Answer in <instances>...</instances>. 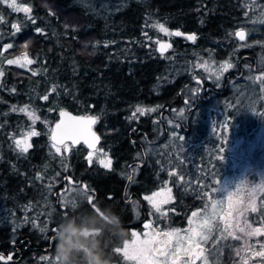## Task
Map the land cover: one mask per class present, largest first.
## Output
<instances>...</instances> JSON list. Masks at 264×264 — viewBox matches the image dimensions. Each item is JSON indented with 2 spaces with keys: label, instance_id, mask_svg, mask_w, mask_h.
Instances as JSON below:
<instances>
[{
  "label": "trees",
  "instance_id": "16d2710c",
  "mask_svg": "<svg viewBox=\"0 0 264 264\" xmlns=\"http://www.w3.org/2000/svg\"><path fill=\"white\" fill-rule=\"evenodd\" d=\"M23 1L31 8L32 19L0 6V252L8 251L11 241L33 246L38 221L43 228L59 227L75 215V225L83 227L79 213H91L88 204L78 201L68 219L57 205L55 195L59 196L67 176L94 182L100 194H112L108 202L117 206L120 197L113 195L119 194L121 182L132 170L140 173L142 181L175 179L166 177L167 171H176L164 167L170 154H148L150 146L167 141V119L172 120L182 107L191 109L187 123L193 128L188 134L202 135L193 122V111L228 92H209L207 98L205 89L240 80L233 73L239 75L246 63L254 72L264 71L253 64L257 53L249 48L231 55L232 67L219 80L201 73L193 78L190 72L174 76L177 67L194 61L196 51H211L218 61L228 55L247 3L242 0H124L117 8L100 12L91 9L87 0ZM157 23L170 33L195 34L196 40L170 35L171 49L161 54L153 42L159 37L153 27ZM12 24L19 25L20 31L15 32ZM256 38L264 42V35ZM8 44L12 47L5 50ZM23 52L34 61L29 67L6 63L8 57ZM193 89L198 93L194 95ZM45 95L47 100L42 98ZM26 105L39 117L34 123L26 113L13 111ZM137 107L144 114L133 118ZM62 109L96 116L95 129L101 135L98 149L111 159L110 169L101 166L99 159L90 164V151L83 144L70 145L67 152L61 147L56 153L49 133ZM30 130L39 135L30 138L31 147L21 154L14 138ZM176 148L186 147L177 144ZM14 213L18 217L9 220ZM87 222L95 227L93 215ZM23 264H31L30 259Z\"/></svg>",
  "mask_w": 264,
  "mask_h": 264
},
{
  "label": "flooded vegetation",
  "instance_id": "af4514ba",
  "mask_svg": "<svg viewBox=\"0 0 264 264\" xmlns=\"http://www.w3.org/2000/svg\"><path fill=\"white\" fill-rule=\"evenodd\" d=\"M181 32V31H180ZM174 33V32H173ZM183 33V32H181ZM178 37H187L188 33ZM196 40V39H195ZM191 42H194L190 40ZM234 76H240V74L233 73ZM206 94L212 92L213 94L223 95L227 92V85L223 87H217L212 89L207 87L205 89ZM195 108V107H194ZM191 109L187 110V114ZM162 118V117H161ZM175 120L174 117L171 118ZM179 121V120H177ZM183 124V122L181 121ZM184 126V125H183ZM186 128V127H185ZM189 129V127H188ZM188 129L184 130L185 134H188ZM196 149L179 148L176 149L174 156H167L165 160L167 164L164 167L175 168L176 178L182 176L183 179H165V180H151L146 179L142 181L138 178L140 173H136L132 170L129 175L132 176L131 181L129 179L122 181V188L119 194H115V198L120 197V204L117 206L108 202L111 200L112 194L102 193L95 186L94 182H83L79 184L71 183L68 181L63 183L67 186V189L62 193L69 191L70 187L77 189L78 191L83 187V183L88 186L95 204L108 218L105 220L98 214L87 202V197L82 198L81 201L88 204L92 209V212H80L83 227L80 228L82 235L80 237V247L71 253L67 259V264H89L93 250H95L96 258L104 257V264H135L134 261L126 260L122 252H116L117 248L123 249L124 242L126 240H132V233L136 232L141 236L148 232L149 235L154 231L166 232L172 230H179L181 237L187 236L186 230L195 227V225L189 224V218L193 211L199 213L196 221L203 215L205 210L211 204L210 193L211 181L200 179L201 174L196 172L204 171L206 169L204 161L206 157H201ZM162 160H164L162 158ZM142 165H138L139 169ZM198 168V169H196ZM178 171V172H177ZM168 173V172H167ZM152 176V175H151ZM150 176V177H151ZM210 182V184H209ZM171 189L170 200L163 206V212L158 214V218L154 217V212L151 210V205L144 196L151 195L154 190L159 188ZM56 196L57 205L60 209L65 210L64 216L68 219V216L72 215V207L69 205L60 204V195ZM207 193V195H205ZM100 197V205L96 203V197ZM237 204L236 211L233 214V218L227 222L226 210L230 203L228 198H225L219 206L221 211L215 217L211 218L212 229L211 234L208 236L207 242L200 241L204 249V257L195 260L194 264H264V257H258L254 255V252L261 251V245L264 244V233L258 235L248 236L245 232H240L239 228H245V231H249L246 225H250L251 229L261 228L264 229V196L257 198L256 211H252L251 202L253 197L248 196H235ZM250 198V200H249ZM132 203H137L139 211H133L131 208ZM213 203V201H212ZM232 205V203H231ZM233 206V205H232ZM84 209V206H82ZM218 208V207H216ZM223 209V210H222ZM95 217V227H89L88 220L91 216ZM117 217L122 225V237L116 235V227L119 223ZM223 217V219L221 218ZM155 219V220H154ZM70 222L76 223V216H71ZM151 222L152 229H145L144 225ZM227 227V231L225 228ZM59 227L43 228L41 222H37L35 230V243L33 246L30 244L24 245L11 241L9 247H6L8 251L0 252L5 254V259L0 260L6 264H23V261L28 258L31 264H65V260L57 255V237L60 234ZM228 232H232L239 239L229 236ZM207 235V232L205 233ZM197 240L199 238L197 237ZM200 251V249H193V254ZM239 252V255H237ZM11 256V260L6 258ZM206 258V261H205ZM48 259V260H46ZM189 257L183 255V249L181 251V260L177 264H183V261L188 260Z\"/></svg>",
  "mask_w": 264,
  "mask_h": 264
},
{
  "label": "rangeland",
  "instance_id": "374dc122",
  "mask_svg": "<svg viewBox=\"0 0 264 264\" xmlns=\"http://www.w3.org/2000/svg\"><path fill=\"white\" fill-rule=\"evenodd\" d=\"M123 1L87 0V3L91 9L100 12L103 9L117 8L124 4ZM244 1L247 3H244L242 21L234 33L243 29L245 31V39L241 41L233 33L234 45L229 48L228 55L219 61L211 51L203 50V53L196 51L194 61L190 65L188 64L181 68L177 67L174 76L190 72L193 73V78L201 73L204 77H214L219 80L225 75V72L231 69L228 68L226 71H223L221 70V65L225 63L231 64L229 61L231 55H237L241 50L249 48L256 49L257 54L253 56V64H256L260 68L264 67V42L256 38L258 34L264 35V0H242L241 2ZM17 4L28 6L23 0H17ZM0 6L7 7L13 11L9 7V4L3 2V0H0ZM251 10L252 12H250ZM158 32L159 37L156 40H170V35ZM156 40H152L155 46H157ZM24 57L31 59L29 55L23 52L17 55L13 54L7 60L20 58L19 63L15 64L20 66V64L26 62ZM29 66L30 64H27L25 67ZM252 68V65L246 63L244 68L240 69V80L233 78L231 82L227 83L228 92L226 96L221 99H215L207 103L206 107L197 108L193 111V122L197 126L199 124L198 128L204 132L202 135L184 133V130L188 129V127L190 128L191 125L187 123L189 115L186 113L187 109L182 107L176 112V116H174L175 120L167 119V129L169 132L167 141L154 144L148 149V154L150 155L165 151V154L172 155L171 153L177 149L176 145L181 144L186 149L200 150L198 154L201 157H206V161H204L206 169L196 173L201 174L200 179L211 181V184L209 182L211 188L208 194L211 198V204L203 215L199 217L197 223H200L205 216L211 217L214 210L216 215H218L221 211V209L219 210V206L223 205L221 201L223 202L225 198H228V201H230L228 207H226V212L228 213L225 218L229 222L233 218L232 213L236 211L235 207L237 204H234L236 201L235 196L244 195L253 197L250 205L252 208L258 206L256 203L258 201L257 198L264 196V82L255 79L258 76H262L264 71L259 70V72H254V68ZM205 97L208 98V94ZM184 119L186 121L183 123V126L181 121ZM191 127L193 128V126ZM161 134L160 131L157 133V136H161ZM181 136L184 137L183 140L179 139ZM23 137L24 135H20L15 139H22ZM195 139H200V141L196 142ZM27 142L30 143V139ZM201 142L203 146H199ZM97 150H95L96 154L92 160L104 156L105 153L103 151ZM167 172L166 177L174 176L169 174L174 173L173 170ZM181 177L179 176L175 179H181ZM162 189L168 188H159L153 192H159ZM78 192L77 189L70 187L69 191L60 195V204L76 205L83 198V196L79 197ZM165 195L168 196L170 193L165 192ZM157 199L159 200V198ZM212 201L216 202V207L218 208L215 207L213 209ZM163 205L161 206L162 212L164 210ZM131 208L133 211H139L137 203H132ZM151 210L154 212V217L158 218L159 215L155 213L154 209L151 208ZM16 217L18 216L14 213L10 216L9 220L12 221Z\"/></svg>",
  "mask_w": 264,
  "mask_h": 264
},
{
  "label": "snow or ice",
  "instance_id": "6c2138e0",
  "mask_svg": "<svg viewBox=\"0 0 264 264\" xmlns=\"http://www.w3.org/2000/svg\"><path fill=\"white\" fill-rule=\"evenodd\" d=\"M3 2L8 3L9 7L13 9L15 12H23L25 13L26 17L28 19H32L31 17V8L28 6H21L17 4V0H3ZM247 15V13H245ZM3 20V17H0V21ZM33 23H35L34 20H32ZM154 28L158 29V31L163 32L165 35H175V36H181L184 35L180 31H176L174 33H170L168 29L165 27L162 23H157L153 25ZM12 28L15 30V32L20 31V27L17 24H12ZM36 31L38 33L43 34V30L37 28ZM15 32L13 34H15ZM144 35L147 37V33H144ZM236 37L239 38V40L243 41L245 39V31L243 29H240L234 33ZM188 40L195 41L196 36L195 34L188 35L186 37ZM148 39H151V37H148ZM155 43L159 45L158 51L163 54L164 51H166L168 48L171 47L170 43H161L159 40H156ZM12 45L8 44L5 46V50L8 48H11ZM105 47H107V44H105ZM2 55V53H0ZM25 63L20 64L21 67L27 66V64L34 63L33 60L27 59L24 57ZM20 58H17L15 60L9 59L7 60L8 64H17L19 63ZM232 65L230 63H225L224 65H221V70L226 71L228 68H231ZM3 75V72L0 71V76ZM33 75H36L35 72H33ZM251 79V77H250ZM255 79L261 80L264 82V74L262 76H258ZM201 83L199 80L197 81V84ZM56 89L53 88L52 91H55ZM193 94L195 95L198 93L199 89H193ZM44 100L48 99V96L45 95L42 97ZM187 103V102H186ZM13 111H20L26 113L30 119L33 120V123L35 120H38L39 117L35 115L34 111H29L28 106H24L23 108L16 109L13 108ZM140 113L141 115L144 114V109L137 107L136 110L132 113V117L135 118L136 114ZM61 117H67L68 123H65V121H61L55 125V128L51 132V140L53 141L52 147L55 149L56 153L59 154L61 152V146H63L64 151H69V145L66 143L67 141H71L73 145L80 142L82 138L85 137V129L80 127V125L87 123V124H94L96 122V117H89L87 120H79L75 117L69 116L66 112L61 111L60 112ZM39 135L38 132L35 130H30L24 134V137L22 139H15L14 138V144L16 149L21 153H27L28 149L31 147V144L28 143V139H30L32 136ZM93 139L95 142H98L99 138L95 137L94 134ZM179 139L183 140L184 137H179ZM84 143L88 145L90 149H94V143L90 142L88 139L84 138ZM102 151V150H97ZM96 154L95 151L89 152L88 154V161L91 164L92 158ZM101 166L104 168L110 169L112 166L111 159L107 156V154H104L102 158H99V161ZM170 175H175V173H169ZM36 179H41V176L38 174ZM69 184L72 183L71 178H67ZM128 179L131 181L132 176L129 175ZM183 179V177H181ZM165 192L170 193L171 189H162L159 192H153L151 195L144 196V199L149 202V204L154 209L155 213H162L161 206L163 204H167L170 200V195L166 196ZM79 197L84 196L87 197V202L92 205L93 204V196L88 189L87 185H84L78 192ZM207 195V193H205ZM159 198V200L157 199ZM211 199V198H210ZM216 207V202L213 201V209ZM252 211H256V209L253 207ZM167 213L164 212L162 215H166ZM199 213L196 211H193L191 214V217L189 218V224L195 225V227L190 228L186 230L188 233L187 236L181 237L179 235V230H172V231H166V232H160V231H154L151 235H149L148 232H145L142 236L136 232H133L132 240L128 241L126 240L124 242L123 249L117 248L116 252H122L123 256L126 260L134 261L135 264H177L178 261L181 260V251L183 249V255H186L189 257L188 260L183 261V264H194L195 260L201 259L204 257V249L200 243V241L207 242L208 236L211 234L212 224H211V218L215 217L216 212L215 210L211 214V217L205 216L200 223H197L196 218L198 217ZM223 219V217H221ZM145 229H152L153 225L151 222L146 223L144 225ZM249 231H245V228H239L240 232H245V235L252 236V235H258L264 233V229L261 228H255L251 229L250 225H246ZM225 231H227V227L225 228ZM207 232V235L205 234ZM229 236H233V238L239 239L240 237L235 236L232 232H228ZM197 237L199 240H197ZM200 249V251L193 254V249ZM261 251L254 252L255 256L258 257H264V244L261 245ZM237 255H239V252H237ZM5 259L3 256H0V260ZM7 260H11V256L7 257ZM206 261V258H205Z\"/></svg>",
  "mask_w": 264,
  "mask_h": 264
},
{
  "label": "clouds",
  "instance_id": "9594fccd",
  "mask_svg": "<svg viewBox=\"0 0 264 264\" xmlns=\"http://www.w3.org/2000/svg\"><path fill=\"white\" fill-rule=\"evenodd\" d=\"M117 220L119 221V223L116 227V235L118 237H122V225L118 217ZM81 235V230L75 225L74 222H69L61 226L60 234L57 237V255L65 260V264H67V259L70 257L71 253L76 251L80 247ZM104 259V257H100L99 259H97L95 250H93V255L89 264H104Z\"/></svg>",
  "mask_w": 264,
  "mask_h": 264
},
{
  "label": "water",
  "instance_id": "95a60500",
  "mask_svg": "<svg viewBox=\"0 0 264 264\" xmlns=\"http://www.w3.org/2000/svg\"><path fill=\"white\" fill-rule=\"evenodd\" d=\"M177 30H174V32H176ZM188 35H192V34H190V33H188L187 34V36ZM161 43H170L171 44V41L170 40H166V39H162L161 41H160ZM158 48H159V45L157 44V51H158ZM171 49V47L170 48H168L166 51H164L163 52V54H165V53H167V52H169V50ZM159 53H161L160 51H158ZM61 111H64V112H66L69 116H72V117H75L76 119H77V121H79V120H81V119H83V120H87V118H89V117H96L95 115H92V114H78V113H74V112H72V111H70V110H67V109H62ZM60 111V112H61ZM60 112H59V116H58V119L53 123V125H52V127H51V129H50V133H49V136H50V140H51V132H52V130L55 128V125L57 124V123H59V122H61L62 120L63 121H65V123H68V121H67V117H61L60 116ZM96 121H97V119H96ZM95 124H96V122L94 123V124H87V123H84V124H82V125H80V127H82V128H84L85 129V137L84 138H86V139H88L90 142H93L94 143V149H90L89 147H88V145L87 144H85L84 143V138H82L81 140H80V142L79 143H77V144H75V145H73L72 143H71V141H67L66 143L67 144H69V145H71V146H78V145H80V144H83L89 151H95V150H97L98 149V146H99V144H100V142H101V135H100V133L95 129ZM92 134H94L95 135V137H98L99 138V140H98V142H95L94 141V139H93V135ZM51 142H52V144H53V141L51 140ZM61 147H63V146H61ZM71 178V180H72V183H75V184H79L80 183V181H76V180H74L71 176H67L66 178H65V181H68V179L67 178ZM85 184L83 183V186H84ZM67 189V186H64L62 189H60L59 190V193H62L63 191H65ZM93 199H94V197H93ZM92 207H93V209L98 213V214H100V216L102 217V218H104L105 220H109V218L95 205V204H92ZM1 256H3V257H5V254H1ZM7 259V258H6Z\"/></svg>",
  "mask_w": 264,
  "mask_h": 264
}]
</instances>
